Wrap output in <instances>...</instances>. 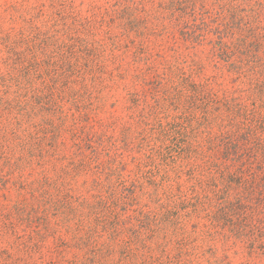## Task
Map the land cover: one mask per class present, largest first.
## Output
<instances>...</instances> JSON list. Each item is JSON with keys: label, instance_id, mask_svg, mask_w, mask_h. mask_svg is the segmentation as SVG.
I'll list each match as a JSON object with an SVG mask.
<instances>
[{"label": "rangeland", "instance_id": "obj_1", "mask_svg": "<svg viewBox=\"0 0 264 264\" xmlns=\"http://www.w3.org/2000/svg\"><path fill=\"white\" fill-rule=\"evenodd\" d=\"M0 264H264V0H0Z\"/></svg>", "mask_w": 264, "mask_h": 264}, {"label": "trees", "instance_id": "obj_2", "mask_svg": "<svg viewBox=\"0 0 264 264\" xmlns=\"http://www.w3.org/2000/svg\"><path fill=\"white\" fill-rule=\"evenodd\" d=\"M222 146L223 147L225 146L226 149L230 148V150H232V148H234L233 147V139L232 138L228 139V142H225L224 145H222Z\"/></svg>", "mask_w": 264, "mask_h": 264}]
</instances>
